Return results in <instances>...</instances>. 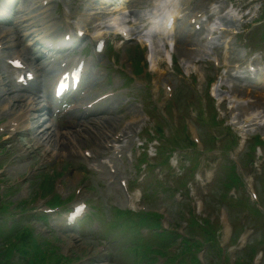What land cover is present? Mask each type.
<instances>
[{
    "label": "rangeland",
    "instance_id": "obj_1",
    "mask_svg": "<svg viewBox=\"0 0 264 264\" xmlns=\"http://www.w3.org/2000/svg\"><path fill=\"white\" fill-rule=\"evenodd\" d=\"M136 1H137V3L133 4L130 7V10L132 11V15L133 16L135 15V19L137 17L136 15H137L138 11L141 12V10H145V8H147V6H148V4L145 3L146 0H135V2ZM196 1L204 3V0H196ZM37 4H38V0L29 1V5L31 8H34V6ZM253 4H254V1L249 2V5H253ZM196 8H198V7H196ZM194 9H192V11ZM126 13H127V10H126ZM98 16H103V15H98ZM98 16H97V18H98ZM116 16H118L122 19V17L119 14H116L113 17H116ZM131 19L133 20V18H131ZM19 25L22 26L23 24H19ZM13 28L14 27L9 28V30H7L6 34L2 33L0 31V40L1 41H4L6 39H8V41H10L11 39L15 40L18 33L12 31ZM0 30H5V29H3L2 26H0ZM134 31L137 32V30H134ZM135 38L138 40V42H135V40H134V41H132V42L130 41L128 43L131 45L137 44V45H139V48H140L142 46L144 38L141 36L140 33L135 34ZM173 38L176 41L175 45H173V47H174L173 51H172L173 55H176V56L185 55L186 57L191 58L193 56V53L190 50H192L195 46L198 49H202V47L197 44L196 39L193 38V40H191L192 46L188 49L183 50L179 47V45H180L179 43L177 45V40H178L179 36L173 35ZM184 45H182V46H184ZM12 50L13 49H8V51H10V52ZM177 51H178V53H177ZM152 53H153V50L151 51V55H152ZM169 53L171 54V52H169ZM203 53H205V51L204 52H197V53H195L194 56H196V55L202 56ZM153 55H154V58L158 60L161 57L160 48H158L157 51L155 52V54L153 53ZM182 61L184 63L190 62L189 59L188 60L182 59ZM8 92H9V89H8ZM248 92H249V89L245 88L242 93H248ZM161 96H163V92H161ZM8 100L11 101V98H8ZM19 105H20V102L16 104V106H19ZM13 107H14L13 109L16 111L14 103H13ZM246 109H247V106H245V105H243L241 107L238 106V111H240V110L246 111ZM7 118H8V116L6 117L5 114L1 116L2 121H5ZM125 120H126L125 117H121L120 119L114 118V117H112V115L110 113L109 114L105 113V114L100 115V118L98 119L97 123H90V124L81 125V126H78V123L76 125H74L72 122H70L71 119H69V121L66 119L60 120V121L56 122V126H57V129L61 130L62 132L68 133V136L65 139H63V140L61 139L59 142H54V139H53L54 137L53 136L50 137L47 134H44L43 136H41V138L51 142L53 144V146L56 147L58 152L61 150L65 154L67 153V155H70V154H73V152L76 150V148L78 146L83 147V148H90V149L99 148L100 146H103L100 139L105 138L106 141H109L111 138V135L114 134V132L117 130V125L120 123H123ZM6 143H7V141L0 143V148L5 146V151H7V147H6L7 144ZM13 153H16V152L13 149H10L9 154H13ZM6 155H7V153H6ZM3 156L4 155H2L1 157H3ZM4 157L5 158L2 161L0 171L6 177V180L8 182L9 181L12 182L15 179H21V177L23 179V177L29 176L30 172L25 171L26 167H27V166H25L26 162L17 163L14 161V158H12L9 161V155L4 156ZM79 170H83L82 172L86 175V178H84L83 181L86 183V187H87V191H88L89 195L92 196L93 198L95 197L96 198L95 200L100 202L102 199V195H101L102 193L100 192V190L98 188L99 180H98V178L90 177V174H87L85 168H83L82 165L78 164L76 166V169L74 170L72 165H70V164L66 165L65 163L62 162L56 168L55 174L61 177L59 180H62V181L64 180L66 186H69L72 189L73 187L76 186L70 182L72 180V178L74 176L76 179L82 177L81 171H79ZM3 175L1 176L2 178H3ZM25 182H26L25 179H23V181L20 182V184H19V189L18 190L12 189L11 194L12 193H18V194H15V196L21 195V194L34 195V192H36V188H37L36 185L31 184L30 187H27L25 185ZM45 183H46V181H45ZM77 183H79V182H77ZM111 184H113V182ZM113 185H112V187H113ZM61 193L63 195H65L66 191H61ZM112 193L114 195H117L120 198V195L116 194V192H112ZM122 197H123V195H122ZM123 199H124V197H123ZM113 200H115V199L107 198V202H112ZM116 202H118V201H116ZM102 203H105V201H102ZM94 204H97V203L94 202ZM84 231L86 232L87 229L84 228ZM221 235L223 238L224 234H221ZM63 236L66 239L68 237L70 238L71 234L65 233V234H63ZM222 238L218 237L215 240V242H217L219 240V242L222 243L223 242ZM65 239L63 241H65ZM92 241H91L90 246L88 245V243H90L89 241H84L83 243L80 241H75V246H72L73 250H70V252L73 254H79L80 261L82 259H86L84 261V263H87V264H104L105 260H103V259L105 257L102 258L103 254L99 253L97 251L98 250L97 245L93 246L94 242H92ZM65 243H66V241H65ZM211 252L213 253V250ZM76 264H79V262H77Z\"/></svg>",
    "mask_w": 264,
    "mask_h": 264
},
{
    "label": "bare ground",
    "instance_id": "obj_2",
    "mask_svg": "<svg viewBox=\"0 0 264 264\" xmlns=\"http://www.w3.org/2000/svg\"><path fill=\"white\" fill-rule=\"evenodd\" d=\"M180 42H179V47L181 48V49H187L188 47L187 46H185L186 45V43H188V44H192L191 43V40L189 39V37L188 36H186V35H184L183 37L181 36L180 37V40H179ZM185 44V45H184ZM182 45H184V46H182Z\"/></svg>",
    "mask_w": 264,
    "mask_h": 264
}]
</instances>
